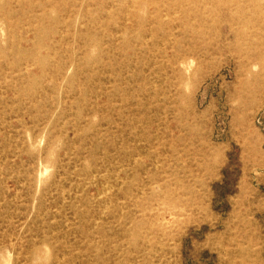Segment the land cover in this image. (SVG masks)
<instances>
[{"label": "rangeland", "instance_id": "rangeland-1", "mask_svg": "<svg viewBox=\"0 0 264 264\" xmlns=\"http://www.w3.org/2000/svg\"><path fill=\"white\" fill-rule=\"evenodd\" d=\"M0 264H264V0H0Z\"/></svg>", "mask_w": 264, "mask_h": 264}]
</instances>
